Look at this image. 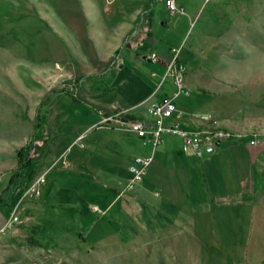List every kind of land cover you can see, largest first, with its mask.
<instances>
[{"label": "crops", "instance_id": "crops-1", "mask_svg": "<svg viewBox=\"0 0 264 264\" xmlns=\"http://www.w3.org/2000/svg\"><path fill=\"white\" fill-rule=\"evenodd\" d=\"M147 1L112 0L107 4L105 0H85L87 11L80 24L74 22L71 14L57 16V69H68L65 73L73 77L64 79L66 87H61L63 90L57 96L66 94L71 99L52 114L57 116V127L48 140L47 129H40L36 138L37 131L32 129V159L26 165L33 170L27 184L40 169L46 171L45 182L38 197L23 202L22 222L0 232V264H25L26 252L33 245L40 246L43 235L51 237L52 249H57V253L100 260L101 264H125V260L133 264L142 257L146 261L151 259L152 264H222L224 250L238 253L239 248L234 249L233 245H241L242 250L254 244L255 239L264 238V143L248 145L246 139L253 133L223 140L212 153H204L182 150L181 138L174 135H165L164 141L152 150L126 128L125 114L151 120L146 106L174 91L171 80L163 77V65L145 57L154 50L168 58L170 48L176 47L169 46V42L158 45L150 33L156 0H152L148 30L135 27L129 34ZM157 2L162 6V0ZM209 36L214 35L199 30L187 45L184 35L173 43L180 44L181 50L185 48L186 60L187 55L200 56L206 44L220 43ZM143 43L145 49L134 58L135 62L145 64L150 73L141 72L145 90L132 102L124 96L120 100L102 97L105 92L99 89L68 91L82 75H86L83 80H91L123 60L122 65H126L123 48L134 49ZM178 60L186 68L189 94L185 96L195 90V104L189 110L179 108L175 99L181 113L180 126L195 130L215 122L221 128L238 132L240 128L228 118L235 111V103L229 105L225 101L228 96L232 100L237 95L224 86L238 79L208 76L206 66L201 62L191 66L190 60L182 61L180 52ZM129 67L118 83L127 79ZM243 80L242 84L264 87L263 80ZM194 109L197 112H191ZM46 117L44 120L49 122ZM102 119H106L104 123ZM137 140L145 145V150L136 155L151 154L152 160L143 178L129 188L128 167ZM21 146L10 149L16 164L0 172V176L8 178L2 191L18 173L16 150ZM62 154L66 165L57 162L48 169ZM24 188L6 213L1 211L0 200V228ZM52 196H57V204L50 202ZM53 206H57L56 213ZM54 226L63 229L53 234L50 230ZM140 244L147 247L140 248Z\"/></svg>", "mask_w": 264, "mask_h": 264}, {"label": "rangeland", "instance_id": "rangeland-1", "mask_svg": "<svg viewBox=\"0 0 264 264\" xmlns=\"http://www.w3.org/2000/svg\"><path fill=\"white\" fill-rule=\"evenodd\" d=\"M106 1L109 4L112 0ZM189 1L188 5L177 2V5L184 8V13L174 14L162 7L163 0L162 6L155 1V20L150 27L153 40L158 45L169 42V46L178 47L182 61L190 60L188 62L191 66L201 62L206 66L208 76L237 78V82L224 85L228 87V91L231 89L237 95V98L230 100L228 96L225 100L229 105L235 103V111L228 117L240 128L234 133L241 136L246 133L264 134V87L262 89L257 83L242 84L245 78L249 79L248 82L251 79V82H257V79L264 81V0ZM86 11L85 0H0V172L16 164L15 154L10 149L31 143L32 129L37 131L34 138L39 137V130L46 124L47 140L56 129L57 116L54 117L53 113L71 99L66 94L57 95L62 92L61 87H66L64 79L73 78L65 73L68 69H57V16L71 14L75 18L74 22L80 24L84 22L82 18ZM199 30L214 35L209 36L210 39L220 43L206 44L200 56L192 58L187 55L185 60V48L181 50L182 46L173 42L184 35V43L187 45ZM145 47L143 43L134 49L123 48V55L127 54L126 61L129 64L122 65L125 63L123 60L91 80H83L81 77L68 91L99 89L100 92H105L102 97L108 95L110 99L114 96L120 100L124 96L132 102L145 90V85L140 81L141 72L150 73L145 64L135 62L134 58ZM128 67L131 73L126 80L118 83L119 77ZM194 91L191 89L189 96L177 97L179 108L189 110L194 106ZM37 112L40 116L36 120ZM191 112L195 113L197 110ZM45 116L50 120L43 124ZM129 138L127 136L126 139ZM134 143L136 146L132 148L135 150L132 157L144 156L136 154L144 152L145 145L138 140ZM32 170L31 165L21 167L3 191L8 178L0 176L2 212L10 210L16 195L26 186ZM41 171L42 169L35 171L34 176ZM50 202L57 204V196H52ZM53 207V212L56 213L57 206ZM18 215H22L21 211ZM62 229L54 226L50 231L58 234ZM50 238L49 235H43L40 241L44 240L40 242V246L33 245L26 252L25 264H101L100 260H85L74 254L57 253V249H52ZM258 240L255 239L254 244L247 245L242 250L241 245H233L234 249L239 248L238 253L224 250L222 264H264V238ZM143 247L147 246L140 244V248ZM13 253L16 255L18 250ZM150 260L146 261L142 257L133 264H152ZM123 263L128 264V260Z\"/></svg>", "mask_w": 264, "mask_h": 264}, {"label": "built area", "instance_id": "built-area-1", "mask_svg": "<svg viewBox=\"0 0 264 264\" xmlns=\"http://www.w3.org/2000/svg\"><path fill=\"white\" fill-rule=\"evenodd\" d=\"M163 4L171 14L184 13V8L181 5H177L174 0H163ZM170 51L171 55L168 58L162 57L154 50H150L145 57L152 62L163 65V77H169L175 87L174 91L170 96L164 97L159 101L151 102L146 106V113L151 120H129L126 122V128L135 133L143 144H149L152 150L164 141L165 135H174L181 138V147L184 151L202 150L204 153H212L221 141L238 137L239 135L228 129L219 127L215 122L195 130H189L180 126L179 119L181 113L177 110L175 99L179 95H188L189 90L184 83L186 68L178 60V48L172 47ZM105 120L102 119L101 122L104 123ZM246 142L251 146L261 145L264 143V134L253 133L250 137H247ZM151 160V154L135 156L133 158V161L128 167L130 178L127 187H133L136 182L143 178ZM57 162L62 166L66 165L64 154L55 159L48 169L56 165ZM45 173L46 171H43L29 181L20 194L17 203L14 205L11 215L0 228V232H4L14 224L22 222L18 212L23 210V202L26 199L39 196L41 185L45 182ZM92 208L98 210L95 206H92Z\"/></svg>", "mask_w": 264, "mask_h": 264}, {"label": "trees", "instance_id": "trees-1", "mask_svg": "<svg viewBox=\"0 0 264 264\" xmlns=\"http://www.w3.org/2000/svg\"><path fill=\"white\" fill-rule=\"evenodd\" d=\"M152 2H153L152 0H149V1L144 3V6H143L141 12L136 16V18L134 20L133 28L131 29L129 34L134 30L135 27H139L141 29L144 28V29L148 30L149 25H150V21H151ZM85 76L86 75H82V78H85ZM39 116H40V114H38V112H37L36 113V120L38 119ZM124 117L128 121L133 120V119H137L135 116L130 115V114H125ZM45 123H46V121L44 120L43 124H45ZM45 125H42L41 130L47 129V127ZM31 152H32V149L30 148L29 143H26L25 145L19 147L16 150V156H17V165L15 168L16 170L20 169L21 167H23L24 165L29 163L30 159H32L31 158L32 156L29 155V153H31Z\"/></svg>", "mask_w": 264, "mask_h": 264}, {"label": "water", "instance_id": "water-1", "mask_svg": "<svg viewBox=\"0 0 264 264\" xmlns=\"http://www.w3.org/2000/svg\"><path fill=\"white\" fill-rule=\"evenodd\" d=\"M125 120V119H124ZM148 124V123H147Z\"/></svg>", "mask_w": 264, "mask_h": 264}]
</instances>
